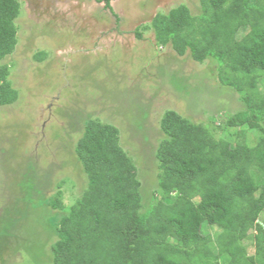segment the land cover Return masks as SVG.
Listing matches in <instances>:
<instances>
[{
  "label": "trees",
  "instance_id": "obj_1",
  "mask_svg": "<svg viewBox=\"0 0 264 264\" xmlns=\"http://www.w3.org/2000/svg\"><path fill=\"white\" fill-rule=\"evenodd\" d=\"M97 1L120 21L113 0ZM198 1V15L178 5L146 28L177 55L216 63L219 85L244 109L214 119L221 131L236 130V139L166 111L155 152L159 198L143 209L138 168L119 130L88 120L74 147L86 187L66 212L61 201L49 202L62 214L50 264H264V0ZM21 7V0H0V106L18 98L2 62L17 46ZM248 132L259 133L255 142ZM205 226L217 229L215 238Z\"/></svg>",
  "mask_w": 264,
  "mask_h": 264
},
{
  "label": "rangeland",
  "instance_id": "obj_2",
  "mask_svg": "<svg viewBox=\"0 0 264 264\" xmlns=\"http://www.w3.org/2000/svg\"><path fill=\"white\" fill-rule=\"evenodd\" d=\"M21 3L17 46L2 62L18 98L0 106V264H50L54 223L62 214L49 202L61 201L66 212L86 187L74 147L88 120L119 130L147 209L159 198L155 152L164 138L163 114L173 110L234 141L236 130L221 131L214 117L244 106L219 85L214 61L179 56L146 28L178 5L198 15V0H116L120 21L96 0ZM42 52L45 59L36 61ZM258 135L248 132V141ZM203 233L218 234L208 226Z\"/></svg>",
  "mask_w": 264,
  "mask_h": 264
},
{
  "label": "crops",
  "instance_id": "obj_3",
  "mask_svg": "<svg viewBox=\"0 0 264 264\" xmlns=\"http://www.w3.org/2000/svg\"><path fill=\"white\" fill-rule=\"evenodd\" d=\"M97 1V0H96ZM116 1V0H115ZM98 3H103V2H99V1H97ZM112 2L113 1H111V3H110V5L112 6ZM103 6L105 7V4L103 3ZM113 7V6H112Z\"/></svg>",
  "mask_w": 264,
  "mask_h": 264
},
{
  "label": "flooded vegetation",
  "instance_id": "obj_4",
  "mask_svg": "<svg viewBox=\"0 0 264 264\" xmlns=\"http://www.w3.org/2000/svg\"><path fill=\"white\" fill-rule=\"evenodd\" d=\"M115 0H113V2H114Z\"/></svg>",
  "mask_w": 264,
  "mask_h": 264
}]
</instances>
